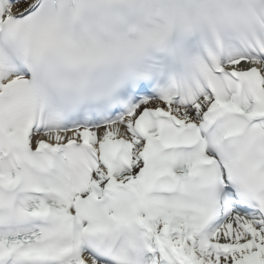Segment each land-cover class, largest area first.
Instances as JSON below:
<instances>
[{
	"label": "snow or ice",
	"instance_id": "snow-or-ice-1",
	"mask_svg": "<svg viewBox=\"0 0 264 264\" xmlns=\"http://www.w3.org/2000/svg\"><path fill=\"white\" fill-rule=\"evenodd\" d=\"M0 264H264V0H0Z\"/></svg>",
	"mask_w": 264,
	"mask_h": 264
}]
</instances>
